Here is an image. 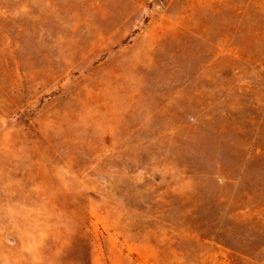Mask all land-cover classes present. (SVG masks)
<instances>
[{"label": "rangeland", "instance_id": "obj_1", "mask_svg": "<svg viewBox=\"0 0 264 264\" xmlns=\"http://www.w3.org/2000/svg\"><path fill=\"white\" fill-rule=\"evenodd\" d=\"M0 264H264V0H0Z\"/></svg>", "mask_w": 264, "mask_h": 264}]
</instances>
